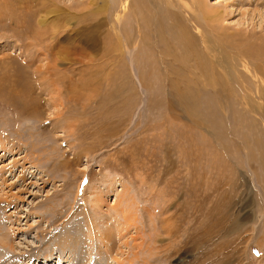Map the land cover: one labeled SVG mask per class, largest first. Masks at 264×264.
Here are the masks:
<instances>
[{"label": "rangeland", "instance_id": "1", "mask_svg": "<svg viewBox=\"0 0 264 264\" xmlns=\"http://www.w3.org/2000/svg\"><path fill=\"white\" fill-rule=\"evenodd\" d=\"M197 1L193 53L128 15V55L112 0H0L1 264H264V0Z\"/></svg>", "mask_w": 264, "mask_h": 264}, {"label": "bare ground", "instance_id": "2", "mask_svg": "<svg viewBox=\"0 0 264 264\" xmlns=\"http://www.w3.org/2000/svg\"><path fill=\"white\" fill-rule=\"evenodd\" d=\"M109 1V0H108ZM181 1L183 0H112V9H113V15L115 16V19L116 20V24L114 25V30H115V35H116V39H117V44L120 48V50H122V53L125 52L126 54L130 55L131 54V51H129L126 47V44H125V41L128 39L127 38V35L125 36L126 32V27L124 28V25L123 23H126L125 25L126 26H130L131 24H128L129 20H125V22H122L124 21V19L128 18L130 19L131 21V17L133 18V23H135L136 25H133V26H136L138 27V29H136L137 31V36L140 38V41L144 44V40H142V34L143 36L145 35L146 36V30H147V26H150L149 27V33H154L155 35H157L156 37H160V41L164 42V43H167L166 40H164V38L162 36H164L163 34V31H167V33L170 35V38H172V43H174L179 49L180 47L182 46V49H186V50H192V53H193V49H192V43H193V35H191V32H190V29L188 27H190V21L193 20V18H196L204 23H211L213 21V17H215V15H212L214 12L213 10H209L207 9L206 7H200V5H198V1L197 0H189V3L190 5H188V7L184 6L185 4L182 3ZM194 1V2H193ZM111 2V0H110ZM109 2V3H110ZM142 3V4H141ZM193 3L195 4V7L193 8ZM201 3V2H200ZM149 10L151 12H149ZM159 10L161 14V16L159 15ZM149 12V13H148ZM191 12V13H189ZM112 13V12H111ZM194 13V14H193ZM131 16L129 18V16ZM162 15L166 16L167 19H169V22L167 24H164L163 27L162 26H159L161 23L163 24V19L161 18ZM217 15V14H216ZM113 16V17H114ZM128 16V17H127ZM165 17V18H166ZM173 19L174 22H172L171 20ZM111 20V19H110ZM154 23H158V25L155 26ZM193 23V22H192ZM145 27V29L143 27ZM132 27V25H131ZM133 28V27H132ZM193 28V27H192ZM135 29V28H134ZM133 29V30H134ZM145 30L143 33L141 32L140 33V30ZM219 30V29H218ZM214 32V31H213ZM252 32V31H251ZM89 34V33H88ZM202 35V34H201ZM199 35L200 37L199 38H203V36ZM141 36V37H140ZM167 36V35H166ZM188 36V37H187ZM206 36V35H205ZM153 37V36H152ZM155 37V36H154ZM153 37V38H154ZM168 37V36H167ZM166 37V39H167ZM215 37V36H214ZM164 40V41H163ZM170 40V39H169ZM202 39H200L201 41ZM146 41V40H145ZM156 41V40H155ZM204 43L203 44H207L205 42H208V40L204 37ZM263 41V40H262ZM159 42V41H157ZM210 42V41H209ZM219 42V41H218ZM257 43V42H256ZM213 44V43H212ZM238 44V43H237ZM258 44V43H257ZM147 45V44H146ZM170 45V44H169ZM168 45V46H169ZM204 45V46H205ZM211 45V44H210ZM210 45H206L207 47H210ZM261 45V44H260ZM142 46V45H141ZM213 46V45H212ZM211 46V47H212ZM226 46V45H225ZM255 47V45H253ZM257 46V45H256ZM155 47V46H154ZM166 47V46H165ZM214 47V46H213ZM228 47V46H227ZM226 47V48H227ZM254 47H251L250 48H254ZM176 48V47H174ZM215 50L221 48L222 51H226L224 47H214ZM230 48V47H229ZM249 48V47H248ZM205 49V48H204ZM211 49V48H210ZM237 49V48H236ZM263 49V48H262ZM142 50V48H141ZM206 50V49H205ZM246 50V51H245ZM179 51V50H178ZM219 51V50H218ZM223 51V52H224ZM229 52V51H228ZM121 53V51H120ZM176 53V51L174 52ZM211 53H212V57L214 59V61L217 60V57H216V54L213 52V50L211 49ZM220 54L222 52H219ZM169 53H166L165 55H169ZM191 54V53H190ZM224 55L223 56H227V52H224L223 53ZM154 55V54H153ZM158 55V54H157ZM230 55V54H229ZM234 60L238 61L236 65H241L243 67L244 70V77H245V85L251 87V88H255L256 89V93L259 94V96H257V98H260V104L259 105H263L264 106V95L262 94V92H264V60L261 59L260 56H262V51L261 49H243V50H240L239 49L235 52H234ZM264 56V55H263ZM181 57V56H180ZM231 58V57H229ZM176 58L174 57V60ZM180 59V58H179ZM225 59V58H224ZM130 60V59H129ZM162 60V59H161ZM160 60V61H161ZM182 60V59H180ZM226 60V59H225ZM229 60V59H228ZM233 60V59H232ZM213 61V62H214ZM218 61V60H217ZM228 62V61H226ZM256 62V63H255ZM258 62V63H257ZM217 63V62H216ZM233 63V62H232ZM235 64V63H234ZM216 65H219L220 68L222 69L223 72H225L226 74H223L224 75H228L231 73L228 72V70L226 69V64L224 66V62L221 60L219 61V64H216ZM228 65V63H227ZM235 65V66H236ZM229 67L231 69H233V65L231 64V66L229 65ZM237 68V67H236ZM240 68V67H239ZM242 69V68H241ZM242 69V71H243ZM230 70V69H229ZM240 70V69H239ZM237 71V70H236ZM222 74V75H223ZM237 74V73H236ZM229 75V78H231V76ZM242 75V73H241ZM226 77V76H225ZM235 78V77H234ZM232 81V80H231ZM243 81V82H244ZM236 84V83H235ZM187 86V85H186ZM239 87V86H238ZM188 88V87H187ZM254 89V90H255ZM199 90V89H198ZM192 91V90H191ZM238 91L240 92L239 96H242L244 99H245V103L250 105L252 104V100L249 95H247L245 92H243L241 90V88L239 87L238 88ZM190 92V91H189ZM188 92V93H189ZM187 93V94H188ZM250 93V92H249ZM235 94V92H234ZM192 95V94H191ZM188 97V96H187ZM190 97V96H189ZM193 97V96H192ZM191 98V97H190ZM185 99V98H184ZM187 100V99H185ZM189 100V98H188ZM233 100V99H232ZM258 100V99H257ZM255 104V102H254ZM216 121V120H215ZM238 123V122H237ZM252 132V131H251ZM28 133V132H27ZM31 133V132H30ZM253 133V132H252ZM258 138V137H257ZM258 141V140H257ZM262 141V139H261ZM260 139H259V142H261ZM264 142V140H263ZM5 146V145H4ZM6 147V146H5ZM33 147V146H32ZM35 148V147H34ZM32 148V150L34 149ZM31 149V148H30ZM28 152V151H27ZM31 152V151H30ZM29 152V154H30ZM264 152V151H263ZM28 154V155H29ZM32 155V154H30ZM29 155V156H30ZM261 155L264 156V154H262L261 152ZM7 169V168H6ZM2 170H5V168H0V172H2ZM3 198V197H2ZM120 199H121V196H120ZM130 199V201H129ZM127 199H121V200H118L117 201V204L119 205L118 207H120L121 205L124 207L123 210H119V208L117 209V211H120V213L122 214V217H123V220L125 221V223L127 225H130L131 223L129 221L133 220L134 219V215L132 216L131 214V207L133 208V204H131V200H132V203H133V199L130 198ZM4 200V199H3ZM5 201V200H4ZM4 202H2V199H1V196H0V204H2ZM116 206V204H115ZM124 211V212H123ZM133 217V218H132ZM133 224V223H132ZM10 235V234H9ZM69 237V236H68ZM109 238V236H107ZM62 238V237H61ZM5 238L2 237L0 238V242H4ZM70 240H72L71 238H67V239H63V243H67L69 242ZM71 242V241H70ZM142 244V243H140ZM139 245V244H138ZM110 249V247H109ZM108 252V251H107ZM4 256V251L0 249V258H2ZM51 257V256H50ZM49 256H45L44 257V261L41 263V262H37L38 264H47V260L51 259ZM129 258V257H128ZM128 258H124L121 262H120V259L119 261L117 260V258H114V263L115 264H133V259H128ZM147 258V257H146ZM37 259V258H36ZM14 262V264H16L15 262L16 261H12ZM46 262V263H44ZM58 262V261H57ZM20 263V262H19ZM1 264V263H0ZM18 264V263H17Z\"/></svg>", "mask_w": 264, "mask_h": 264}]
</instances>
